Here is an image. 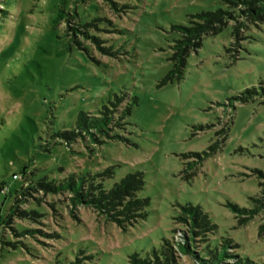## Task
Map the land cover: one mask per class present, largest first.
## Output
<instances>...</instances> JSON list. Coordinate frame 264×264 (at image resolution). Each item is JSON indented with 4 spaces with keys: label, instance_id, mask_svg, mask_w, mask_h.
Instances as JSON below:
<instances>
[{
    "label": "rangeland",
    "instance_id": "374dc122",
    "mask_svg": "<svg viewBox=\"0 0 264 264\" xmlns=\"http://www.w3.org/2000/svg\"><path fill=\"white\" fill-rule=\"evenodd\" d=\"M234 1L0 0V264H130L135 254L153 258L166 241L174 264H198L174 246L191 236L187 219L177 220L187 205L217 227L195 228L191 250L224 259L230 243L239 258L223 264H264V20L235 36L244 21L237 16L204 36L183 68L175 48L178 27L202 13L238 12ZM122 94L126 103L138 99L111 134L124 140L79 136L81 112L98 116ZM195 161L188 181L183 173ZM111 167L104 190L128 173L146 181L139 197L150 201L147 219L125 230L75 208L68 192L36 187L71 175L89 187ZM15 205L43 215L5 224Z\"/></svg>",
    "mask_w": 264,
    "mask_h": 264
},
{
    "label": "trees",
    "instance_id": "16d2710c",
    "mask_svg": "<svg viewBox=\"0 0 264 264\" xmlns=\"http://www.w3.org/2000/svg\"><path fill=\"white\" fill-rule=\"evenodd\" d=\"M231 8H241L238 12L235 10L223 11L219 10L214 13H202L197 17H193L191 20V26L177 28L179 33L182 34V40L176 45L178 50L179 67L183 68L185 64V59L191 49L197 50L202 45V38L204 36L216 35L229 25L230 22L236 21L237 16L241 19H244L242 23L238 26H234L235 30L233 34L238 36L239 32L246 26V22H252L257 24L264 20V0H236L229 3ZM110 51V49H104ZM177 72V71H176ZM180 69L178 70V73ZM175 73V72H174ZM174 73H171L164 80L163 84L171 81ZM123 97L115 95L113 102L109 104V107H103L102 111L98 116H87L85 113L81 112L78 115L77 120V131L80 133L79 136L88 137L94 142L97 141V137H119L118 135L112 136V132L118 128H121L122 124H126L127 119L131 116L133 107L138 106V99H133L132 102L126 103L127 95L122 94ZM250 98V96H249ZM249 99L247 97L242 98V102L245 103ZM125 104V108L120 114L116 117L115 114H118L119 106ZM115 108V110L110 109ZM123 124V125H124ZM63 138L77 137L75 131H65L59 133ZM121 138V137H119ZM121 140H124L121 138ZM186 159L199 158L198 154H188L184 156ZM200 164L198 161L193 163H188L187 168L183 174H186L184 178L190 180L194 177L191 171L193 172L196 166ZM114 168H108L102 173H99L95 177H91V184L87 187L85 184L88 181L85 179L83 182L77 180L75 175H71L68 179L59 183H46L45 181L40 182L36 187H43L46 191L53 193H64L68 192L72 195L70 198L72 204L75 208L78 206H87L88 208L95 209L99 214L104 216L108 222L116 224L119 228L125 230L128 227H133L135 224H138L142 220L147 219V210L150 205L149 199L140 198L139 193L146 186V181L143 173L135 172L128 173L119 183L113 185L110 190L103 189V182L107 179L113 178ZM0 191L4 192V189L1 188ZM261 208V207H260ZM231 209L234 212H244L248 215H252L253 211H247L240 209L237 206H232ZM17 205L13 206L10 210V214L6 219L5 224H7L13 217L23 216V218H30V220L36 219L38 216L43 215L34 211H19ZM260 211L259 207L256 211ZM209 215L202 211L201 207L185 206L182 207V215H180L177 220L184 221L187 219L191 229L189 233L191 236L185 237V242H178L174 246L181 251V253L186 256H190L193 260H197L198 264H223L227 260L232 258H239L238 256L232 255L229 253V248L231 247L230 243L225 247L224 259L221 257H215L214 255L206 258L201 256L199 252L191 250L194 248L195 244V228H200L201 232L203 230H211L210 233L216 231V226L213 224ZM264 233V224L260 227L259 234ZM193 244V246H192ZM172 245L169 241L163 243L161 251L158 253L157 250H154L153 258L147 257L145 259L142 256L135 254L130 257V264H174L173 261ZM206 258V259H205ZM81 259H76L75 262L70 264H80ZM237 264H256L251 260L243 261L242 259L237 262Z\"/></svg>",
    "mask_w": 264,
    "mask_h": 264
}]
</instances>
